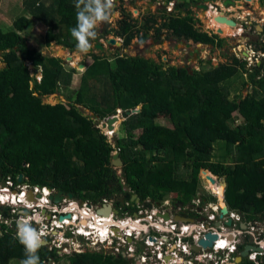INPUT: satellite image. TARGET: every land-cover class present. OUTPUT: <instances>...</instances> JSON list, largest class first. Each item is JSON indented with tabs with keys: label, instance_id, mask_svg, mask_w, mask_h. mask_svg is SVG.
<instances>
[{
	"label": "trees",
	"instance_id": "trees-1",
	"mask_svg": "<svg viewBox=\"0 0 264 264\" xmlns=\"http://www.w3.org/2000/svg\"><path fill=\"white\" fill-rule=\"evenodd\" d=\"M75 2L22 0V5L45 27V45L54 42L72 51L76 47L70 34L76 24ZM165 15L164 25L178 38L223 47V39L199 31L191 13ZM127 33L129 24L122 20L114 34ZM0 51L4 63L0 67V172L13 182L22 175L30 185L53 187L77 200L115 199L120 184L110 163L114 148L97 125L117 109L126 112L140 105L138 112L124 120L126 137L114 143L124 178L139 198L160 201L173 193L176 201L185 204L197 192L198 173L203 178L228 174L226 205L232 210H249L248 219L258 220V215L264 219L262 66L254 67L253 79L242 83L246 89L250 86L243 96L234 94L230 85L240 73L246 74L247 63L238 58L206 72L186 66L164 67L140 55L98 58L82 74L79 97L51 105L43 103V98L56 94L62 86L67 88L74 69L66 72L60 59L45 57L12 30L0 29ZM26 62L38 71L39 80L30 75ZM89 80L104 86L91 100L87 97ZM77 106L94 117L84 115ZM159 113L167 115L171 127L155 121ZM234 114L239 124L235 125ZM218 144L219 160L213 161ZM248 201L253 208L246 206ZM14 227V221L0 223V264H19L24 258ZM38 255L44 264L43 253ZM65 258L68 264H128L120 256L96 250ZM58 259L53 253L51 262L61 264ZM241 264L255 263L247 259Z\"/></svg>",
	"mask_w": 264,
	"mask_h": 264
},
{
	"label": "flooded vegetation",
	"instance_id": "flooded-vegetation-1",
	"mask_svg": "<svg viewBox=\"0 0 264 264\" xmlns=\"http://www.w3.org/2000/svg\"><path fill=\"white\" fill-rule=\"evenodd\" d=\"M118 1V0H116ZM168 1V0H167ZM206 3L207 2L202 0ZM225 0H212L211 5L212 7L208 6V9L206 11H203L204 9L196 7L198 2L200 1H194L189 0L188 2L186 0H174L172 9L175 12L176 15L179 13L184 16L187 13H191L193 15V9H196L202 13H206L209 11V9H212L214 13L211 11L209 14L211 16H215V13H219L221 10V7H223V3ZM254 2V0H253ZM163 4H167V2L163 1ZM250 1L246 2L245 0L239 1V3L234 5H227L224 7V9L232 8L233 11L230 14H235L236 17L233 18V20L236 22L237 26L239 25V31H234L233 35L229 36L231 37L228 43H224L223 46L226 47H232V51L235 52L236 57L241 55L245 59L244 61L250 62L251 68L249 71L253 74H256L254 72V67L256 66H262L264 68V25H261V27H258L256 25V28L247 30L250 25L253 24L252 19L249 18L248 15H243L244 12L247 10L250 6ZM164 6V7H165ZM167 8V7H165ZM235 8V9H234ZM192 10V11H191ZM194 16V15H193ZM212 18V17H211ZM198 20V19H196ZM195 20V21H196ZM194 21V25L196 24ZM212 21V28L207 27V30H211L208 34L211 36L217 35L215 33V29L213 28H220L217 26V23L215 20ZM264 24V20H262ZM211 23V22H210ZM216 23V24H215ZM215 24V25H214ZM210 25V24H209ZM196 26V25H195ZM236 26V27H237ZM236 29V28H234ZM200 31V30H199ZM202 32V31H201ZM241 32V33H240ZM207 33V32H206ZM218 36V35H217ZM221 38V36H218ZM96 40H98L96 38ZM187 40V39H186ZM192 42L198 44L196 47L195 44L192 45L190 42H186V45L190 48L191 54H193L195 57L198 56L202 50L200 47L203 46H209L210 44H201L195 42L193 39ZM100 40H98L99 42ZM95 42V41H94ZM93 42V44H94ZM215 46V45H213ZM105 50V49H104ZM103 50V51H104ZM198 51V53H195V51ZM80 65V64H79ZM187 67V66H186ZM248 68V67H247ZM264 78V76H263ZM111 163V162H110ZM116 168V167H115ZM117 176H119V184H120V191L119 195L117 197H120L119 201H116L115 199H100L98 201L93 200H77V198L73 197L70 193H64L63 191L57 190L53 187L48 188L49 192L47 194V198L49 200L48 204H45L41 201H38L40 206H34L32 209H26L24 211L21 210V215L23 217L35 215L38 220L42 219L43 217H48V221H50V216L52 214H57L55 220L59 221V217L61 214V217H63V220H70L71 216L73 214L81 215V210L84 212L86 210H90L87 216L83 217L82 220L76 221V223L70 222V228L74 230L76 226H82L87 225L88 223H85V221H92L94 219V216H98L97 210L101 209L105 205H109L110 211L109 214L106 216L108 220H105L107 225H114L117 227H122L123 229H131L132 232H135V230H141L142 235L136 239L135 237L131 236L128 238H125L124 241H121V234H117L118 240H115V246L118 245L120 249V253L116 254L114 256H120L122 259L128 262V264H144L141 260V253L143 252V238L146 234V231L149 233H154L158 231L166 232L164 229V223L160 222V220L166 222L167 220L171 219L173 220L174 217L179 219H191L194 221L196 226H194V234H199L197 239H191L190 242L194 240L200 241L201 239H205L207 235L215 236L216 238L220 236L225 237L229 240H231V244L234 246L235 252L231 253L228 257V263L229 264H241L246 262L248 259L249 261L253 263L260 264L264 261V245L262 241L264 240V230L263 233L260 234L258 232V224L260 222V216L258 215L257 218V224L248 222V214H246L245 211L241 210H232L230 209L223 198V194L221 196L216 192L215 187L211 186L209 183V188L213 191V193H210L208 191L204 196L201 193H198V190L195 194V196L185 204H182L180 201H176L175 195L174 198L172 197H166L163 198L160 201L152 200L150 198L141 199L139 198V195L136 193V191H133V189L130 188L129 184L125 180L124 173H122V168H116ZM7 176H4L2 172H0V179L5 178ZM199 177V176H198ZM215 178V186L217 187V183L220 181ZM26 178L22 177V183H27ZM2 180H0L1 182ZM16 183H19L18 181ZM30 185V184H29ZM38 186V185H34ZM40 187V186H39ZM42 188V187H40ZM224 190V189H223ZM58 192H61V197L57 202H53L50 197L53 196V194H57ZM223 192V191H222ZM217 194V195H216ZM68 195H71V197H68ZM195 198H200L201 202L205 201L208 205V208L203 211L202 209H199L198 207L193 208V200ZM165 201H168L165 203ZM200 206V205H199ZM224 209L226 213H222L221 210ZM54 210H56L54 212ZM6 212V209H2V213ZM10 212V210L8 209ZM20 211V210H19ZM237 213L238 215H241L242 221L236 222V219H233L231 217V213ZM39 213V215H37ZM103 217V216H102ZM84 221V222H81ZM256 221V220H255ZM264 221V219L262 220ZM236 223V224H235ZM34 225V222L31 223ZM48 225V224H47ZM46 225V227H47ZM157 226L159 228H157ZM49 227V226H48ZM103 227L99 230H103ZM99 228V227H98ZM233 228H235V231H239L240 233H236ZM256 228V229H254ZM38 230L42 229L38 225ZM16 230V229H15ZM47 235H44L42 237L43 244L42 247L39 249V253H43L44 264H50V260H52V254L56 253L60 257H65L66 254L62 252L61 249L54 248L53 250L50 249L52 246V241L63 239H70V244L72 245L71 248L74 247L76 242V239L72 238L74 235H70L69 237H66L67 235L63 234L61 231L57 230L55 233H46ZM63 234V235H61ZM124 234V233H123ZM72 238V239H71ZM215 240V239H214ZM64 245L63 247H67L68 243L62 242ZM69 245V244H68ZM240 248H242L240 250ZM248 248L247 252L242 256V252ZM171 249V246H165L161 247L162 251H166ZM207 250V248H203ZM199 248L198 252L194 251V253H207L205 250ZM55 250V251H54ZM87 250V249H86ZM159 250V251H158ZM99 253L105 254L103 251H98ZM160 252V249H154V253L152 254L151 258L149 259L148 264H160L164 261H160L157 258V254ZM252 253H256L258 257L255 261H252V259H249V256L252 255ZM238 258H240V261H238Z\"/></svg>",
	"mask_w": 264,
	"mask_h": 264
},
{
	"label": "rangeland",
	"instance_id": "rangeland-1",
	"mask_svg": "<svg viewBox=\"0 0 264 264\" xmlns=\"http://www.w3.org/2000/svg\"><path fill=\"white\" fill-rule=\"evenodd\" d=\"M43 1L45 4H49L52 0ZM162 2L163 0H114L113 17L108 22L101 23L97 29V39L100 40L99 43L105 47V50H94L93 52H89L86 55L77 53L76 47L71 51L55 44L54 42H50L49 45H45V27L41 26L33 17L28 14L25 9H23L22 0H0V29L3 31L6 29L18 31L17 34L24 39L27 46L38 49L45 57H55L60 59L62 61V64L65 66V69L67 70L66 72H68L70 69H74L70 77V84L67 88H64L65 86H62L58 89V92L56 94L43 98V103L51 105L62 102L67 104L69 102H73L77 97H79L82 74L86 70V68L95 59L98 58H107L108 60H112L116 56L140 55L145 58L154 60L157 63H161L164 67H167L168 65L187 66L190 67V69L198 71L200 70L202 72L214 70L222 64H230L232 63L234 58H237L235 52L232 51L231 46L218 47L213 45L200 47V49L202 48V50H200L201 53L195 57L193 54H191V50L186 45V42H190L192 45L195 44L196 47H198V44L192 42V40H186V38H178L176 35L171 33V31L168 30L164 25L166 19H168V16L165 14H171L173 12L171 10L173 9H171L170 7L165 8V4H163ZM249 4L250 6L248 7V11L246 10L244 14H242V16L248 15L249 18L252 19L253 24L247 28V30H252L256 28V25L258 27L264 25L262 22V20H264V0H254L253 4ZM163 10H165V14H163ZM220 11L224 14H230L223 7H221ZM193 15L194 20L198 19L195 21V25L200 31L207 33L211 32V30H207V27L212 28L211 17L213 16H211L207 12L202 13L196 9H193ZM122 20L128 22L129 33L121 37H117L115 36L114 31H118V29L121 28ZM56 33H60V30ZM233 33H235L234 30H231L230 35H227L225 31V34L220 35L221 38H219L223 39L224 43H228L229 41H231V37L229 36L233 35ZM113 38L117 40V43L108 44L109 40ZM68 57L73 58L72 62H66ZM79 64L84 65L83 69L79 68ZM249 65L252 64L249 62ZM2 66H4V63L2 62L0 55V67ZM250 68L251 67H249V69ZM249 69H246V74L240 73L237 77L231 80L230 85L234 89V94H243V96L247 95L248 88L250 86H247L246 89L241 85L245 81V79H248L247 76L250 73ZM29 70L32 77L36 79L40 77L38 71H36L35 68H29ZM253 77H251V79H253ZM247 81L249 82V80ZM86 83L89 88L87 97H89L90 100L96 93H102L104 86L101 81L89 80ZM77 107L84 115H90V113L84 108L80 106ZM138 107H140V105H137L135 108ZM120 113H123V111H120ZM235 115L236 114H234L233 120H236V122H234L236 125L240 123V120ZM155 121L166 126L172 125L171 122L167 119V115L165 113H159L155 118ZM103 123H105V121H100V123L97 125V127L100 128L102 132L105 131V127L102 126ZM230 123L232 122L230 121ZM115 124L116 127L114 126L113 128V130L115 129L114 133L112 137L108 138V142L111 145H114L117 139L126 137L124 120L119 119V121ZM138 133L139 130H136L135 134L137 135ZM219 148V144L215 146V152H213L212 154L213 161L219 160L218 154L221 153ZM116 168L114 167L113 169L117 172ZM227 175L228 174H225V176H219L217 179H224L226 183ZM197 176H199V184L197 188L198 193H201L203 196L208 191H210V193H213V191L209 188L208 182L205 181V179L200 176L199 173L197 174ZM221 189L223 188L221 187ZM225 192L226 189L224 188L222 192L223 198ZM174 195L175 194L173 193H169L166 197L170 196L174 198ZM248 199H250V195ZM115 200L119 201L120 197H116ZM167 202L168 201H165V203ZM246 206H248L249 208L254 207V205H252L250 201L246 202ZM30 218L32 219V217ZM33 226L37 228L36 224ZM14 229H16V225ZM102 231L103 230H101V232ZM152 235H155V233H152ZM76 237L78 236H75V239ZM77 239L79 240V238ZM78 243L81 242L78 241ZM83 245H85L84 247L87 249L86 251L96 250L105 252L103 248H95L90 243H84ZM62 246L64 245L62 244ZM71 246V244H67L65 251L62 250V252L64 254L68 253L66 255H69L70 252L74 248H76L74 246L72 249ZM106 251L109 252L110 250ZM58 257L59 259L61 258V264H68L65 257Z\"/></svg>",
	"mask_w": 264,
	"mask_h": 264
},
{
	"label": "built area",
	"instance_id": "built-area-1",
	"mask_svg": "<svg viewBox=\"0 0 264 264\" xmlns=\"http://www.w3.org/2000/svg\"><path fill=\"white\" fill-rule=\"evenodd\" d=\"M215 33L218 36H220L217 30L215 31ZM238 57L240 59H245L241 55H239ZM262 74H264V72H262ZM39 79L40 77L37 80ZM116 112L117 114H120V110H116ZM103 134L111 137L113 135V131L105 129ZM0 180H2L0 182V223L9 225V223H11L12 221H14L17 224V221L24 220L29 223L34 222V225L36 224L37 227L38 225L42 227V229L40 230H42L45 233V235H47L46 233H48L49 231L50 233H55L57 230H59L63 234L67 235L66 237H69L71 234L74 235L72 236V238L78 236L76 237L77 243H75L74 245L76 248L74 249L72 248L73 250L70 252V254L81 253L86 251V248L84 247L85 245L83 244L90 243L95 248L97 247H100L101 249L103 248L105 250V254L116 255L120 253V249L118 245L115 246L114 243L116 239L118 240L119 236H117V234L122 235L121 241H124L125 238L131 236L138 239V237L142 235L141 230L138 231L135 230V232H132L131 230L123 229L122 227H118L117 229V227L114 225L104 226L105 228L104 233L109 231L110 234L114 236V238H110L109 240H106L105 243H103L102 239L94 237L95 232L98 233L100 237L102 236L101 230H99L98 227H102L103 221H105L103 217L97 215L94 216V219L92 221L86 220L85 223H88L86 226L85 224L83 226H76L74 230H72L69 227L70 222L76 223V221L78 222L79 218L80 220H82L83 217L87 216L90 210H86L85 212L81 210L82 213L81 215L73 214L70 218L71 221L63 220L61 214H58L60 215L59 221L55 220L57 214L56 215L52 214L50 216L51 218L50 221H48V217L46 216L38 220L36 214L23 217L21 215V210L24 211L26 209H32L36 205L40 206L38 201L48 204L49 200L46 197L49 192L48 188L47 187L40 188L39 186H32L29 185L28 183H15L10 179L9 176L5 178H1ZM29 194H31L30 200L27 199V196ZM192 202L194 203L193 208L196 209V207H198L203 211H205L209 205L205 201L201 202L200 198H195ZM2 209H6L7 214L2 213ZM8 209L10 210L11 214L8 211ZM32 211L34 210L32 209ZM55 211L56 210H54V212ZM30 217H32V219ZM231 217L233 219H236V222L242 221L241 215H238L237 213L232 212ZM160 222L164 223L163 227L166 230V232L158 231V232H154L155 235H152L151 233L146 231V234L144 235V238L142 240L144 246L142 249L143 252L141 253V260L144 264L149 263V259L154 253V249L156 250L160 249V252L157 254V258L160 261H164L163 263L160 262V264H229L228 257L230 256L231 253L235 252L233 244L230 245L231 240L219 235V237H217L215 240L212 241L211 247L205 250L203 249L204 247L198 246V242H199L198 240H194L190 242L191 239H197L199 237L198 236L199 234L192 233L194 232V226H196L193 220L191 219L185 220L174 217L173 220L169 219L166 222L160 220ZM248 222L255 223L257 222V220L255 221L252 219L249 220ZM157 228L159 227L157 226ZM233 230L235 231V228H233ZM257 230L260 234L263 233L264 221L260 220ZM235 232L240 233L237 230ZM77 238H79V240ZM78 241H80L81 243H78ZM62 242L70 244V239L65 238L62 241L61 239L52 241V246L50 247V249L53 250L54 248L57 249L62 248L61 250L65 251V247L62 246ZM101 243L103 244L100 245ZM262 243L264 245V240L262 241ZM165 246L168 247L171 246V249L162 251L161 247H165ZM193 246L199 247L205 250L207 253H203V254L202 252L194 253L192 249ZM106 250H110V251L107 252ZM258 255L256 253H252V255L249 256V259L255 261ZM50 264H56V263L51 262Z\"/></svg>",
	"mask_w": 264,
	"mask_h": 264
},
{
	"label": "clouds",
	"instance_id": "clouds-1",
	"mask_svg": "<svg viewBox=\"0 0 264 264\" xmlns=\"http://www.w3.org/2000/svg\"><path fill=\"white\" fill-rule=\"evenodd\" d=\"M173 1L174 0H168V1L166 0L165 2H167V4L165 7H170L172 9ZM246 2H248V1H246ZM201 3H203V1H200L199 4H201ZM237 3H239V2H236L235 4H237ZM211 4H212L211 2L208 3V6H210V8L212 7ZM74 6L76 9V24L74 27H72L70 29V34L76 43L77 52L79 54H85L86 55L87 53H89V51L93 47V42L97 38V34H98L97 29L100 26V24L104 23V22H108L113 17L114 0H76ZM196 7H197V5H196ZM224 7L225 6H223V8ZM171 11H173V10H171ZM232 11H233V9L231 10V12ZM217 14H218L217 16H224L230 20H231V17H234V15H235V14H229L231 16L228 17L227 13L224 14L221 11H219V13H217ZM229 29H234V28H231L229 26ZM237 58L240 59L238 56H237ZM240 60L244 61L243 59H240ZM245 62L247 63L246 67H248V69H249V67H251V65L249 66V63L247 61H245ZM262 72H264V70ZM250 74L248 75L249 80H250V77L254 76L253 73L250 72ZM261 76L263 77L264 74H261ZM117 110H120V109H117ZM114 115H118L117 112H115ZM111 131H113V129ZM113 133H114V131H113ZM102 134H103V132H102ZM106 138H110V136H106ZM112 152H114V151H112ZM112 152H111V156L114 154ZM115 153L119 154V151L116 150ZM110 162H111V158H110ZM212 177L214 178V176H212ZM22 182L23 181H21L20 183H22ZM32 186H34V185H32ZM37 215H39V213H37ZM98 216H100V215H98ZM102 225L103 226H109L104 221H103ZM103 229L105 230V228H103ZM129 230H131V229H129ZM131 231H133V230H131ZM115 233H116V231H115ZM0 235H3V234L0 233ZM44 235H45V233L42 230H38L31 223L26 222L24 220L17 221L16 232H15V241L20 246H22V248L24 250V258L19 261V264H41L40 257L38 255V251L42 247V244H43L42 237ZM94 237L102 239L103 243H105L106 240H109L110 238H114V236H112L109 231L104 233V235H102L101 237L99 236L98 233L95 232ZM103 243H101L100 245H102ZM51 261L52 260H50V263H51Z\"/></svg>",
	"mask_w": 264,
	"mask_h": 264
},
{
	"label": "water",
	"instance_id": "water-1",
	"mask_svg": "<svg viewBox=\"0 0 264 264\" xmlns=\"http://www.w3.org/2000/svg\"><path fill=\"white\" fill-rule=\"evenodd\" d=\"M178 1H181V0H178ZM187 2L189 0H186ZM195 1H202V0H195ZM208 3H210L212 0H204ZM240 0H225L223 5L224 6H227V5H234L236 2H239ZM245 1H250V0H245ZM197 7L199 8H202L204 9V11H206L208 9V6L206 5L205 2L199 4H197ZM234 17H236V15H234ZM234 17H231V20L228 19L227 17H224V16H217L216 17V21L218 23H221V24H225V25H228L230 26L231 28H236L237 24L236 22L233 20ZM217 32L222 35L223 31L222 30H217ZM116 44L117 43V40L116 39H111L109 40L108 44ZM104 46L101 45L98 40L95 39V42L93 44V47L92 49L89 51V52H93L94 50H99V51H103L104 50ZM1 52V51H0ZM195 53H198V51L196 50ZM27 66L28 64L31 65L30 63L26 62L25 63ZM32 66V65H31ZM82 67H84L83 64H81ZM33 67V66H32ZM29 68V66H28ZM34 68V67H33ZM251 79V77H250ZM140 110V107L138 108H133V109H130L129 111H126V112H123V113H120L119 115H113L111 117H109L105 123L102 124L103 127H106L107 129L109 130H112L114 128V124L117 123L119 121V119H122V120H125L127 117H129V115H131L132 113L134 112H138ZM94 117V115L92 116ZM111 165L113 167H121L122 166V161L119 157V154L118 153H115L111 156ZM209 174V173H208ZM205 181H207L209 184H214L215 183V180L214 178L209 174L208 176H206L205 178ZM17 181L20 183L22 181V175H19L18 176V179ZM221 182V185L223 186L222 188L224 189L225 188V181L224 179L220 180ZM220 184V183H219ZM61 192H58L57 194H53V196L50 197V199L53 201V202H57L60 197H61ZM31 197V194H29L27 196V199L29 200ZM68 197H71V195H68ZM109 211H110V207L109 205H105L103 206L101 209L97 210V214L100 215V216H103V217H106L108 214H109ZM222 213H226L224 207L223 209L221 210ZM216 239L215 236H211V235H207L205 239H202L198 242V246H202L204 248H209L211 247L212 245V241ZM192 249L196 252H198L199 250V247H196V246H193ZM248 248H246L241 254L242 256L247 252ZM238 261H240V258H238Z\"/></svg>",
	"mask_w": 264,
	"mask_h": 264
},
{
	"label": "bare ground",
	"instance_id": "bare-ground-1",
	"mask_svg": "<svg viewBox=\"0 0 264 264\" xmlns=\"http://www.w3.org/2000/svg\"><path fill=\"white\" fill-rule=\"evenodd\" d=\"M250 3L251 4H253V0H250ZM212 11V9H210L207 13H210ZM213 13H214V11H212ZM217 12L215 13V16H213L211 19L212 20H215L216 21V17H217ZM216 23H217V26L218 27H220V28H217V29H215V30H222L223 31V33H222V35L223 34H225V31H226V34L227 35H230V32H231V30H233V29H229V27H227L226 25H224V24H221V23H218L217 21H216ZM215 23V24H216ZM212 26V25H211ZM225 30V31H224ZM78 53V52H77ZM72 60H73V58L72 57H68L67 58V63H68V61L69 62H72ZM73 64H74V62H73ZM28 66H29V68H33L31 65H29L28 64ZM80 69H83V67L80 65V67H79ZM222 180V179H221ZM220 183V184H219ZM211 186H213V187H215V190H216V192L221 196V194H222V191H223V189H221V187H223L222 185H221V182L219 181L218 183H217V187L215 186V184H210ZM30 200V199H29ZM108 217V216H107ZM107 217H103V219L104 220H106L107 219ZM100 228H102V227H99V229ZM104 228V227H103ZM103 233H102V235H104V229H103V231H102Z\"/></svg>",
	"mask_w": 264,
	"mask_h": 264
},
{
	"label": "crops",
	"instance_id": "crops-1",
	"mask_svg": "<svg viewBox=\"0 0 264 264\" xmlns=\"http://www.w3.org/2000/svg\"><path fill=\"white\" fill-rule=\"evenodd\" d=\"M225 10H227V12L229 13V10H230V13H231V10H232V8H228V9H225ZM227 16L229 17V14H227ZM240 28V26L238 25L237 27H236V29H233L234 31H238V29ZM10 30V29H9ZM9 30H4V31H9ZM3 31V30H2ZM13 32H15V33H17L18 31H13ZM90 117H92L93 116V114L92 113H90V115H89ZM110 117V116H109ZM109 117H107V118H105L103 121H106ZM168 119V118H167ZM169 120V119H168ZM163 125V124H162ZM114 126L116 127V124H114ZM166 126V125H165ZM171 127V126H170ZM105 129H107V128H105ZM115 130V129H114ZM113 130V131H114ZM102 132V131H101ZM107 141H108V138H107ZM115 145H112V147L114 148V152H112V153H114L115 154V151H116V148L114 147ZM248 186V185H247ZM251 188V187H250ZM238 192L236 191V189H234V194L236 195ZM245 211V210H244ZM246 212V214H248V212H250L249 210L248 211H245Z\"/></svg>",
	"mask_w": 264,
	"mask_h": 264
}]
</instances>
